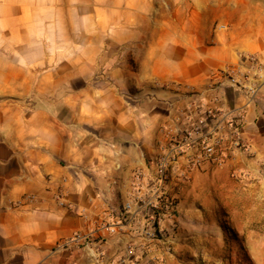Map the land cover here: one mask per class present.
I'll use <instances>...</instances> for the list:
<instances>
[{"label": "crops", "instance_id": "crops-1", "mask_svg": "<svg viewBox=\"0 0 264 264\" xmlns=\"http://www.w3.org/2000/svg\"><path fill=\"white\" fill-rule=\"evenodd\" d=\"M80 1L73 38L71 0H0V264H94L93 251L56 249L75 233L110 255L139 241L143 211L120 214L133 175L191 127V105L221 112L209 125L223 136L240 115L247 151L226 139L224 162L185 180L173 166L169 194L185 206L207 180L262 210L264 83L251 92L218 73L245 72L247 56L264 69V0ZM114 223L119 234L99 230Z\"/></svg>", "mask_w": 264, "mask_h": 264}, {"label": "built area", "instance_id": "built-area-1", "mask_svg": "<svg viewBox=\"0 0 264 264\" xmlns=\"http://www.w3.org/2000/svg\"><path fill=\"white\" fill-rule=\"evenodd\" d=\"M249 67L245 72L232 69L222 70L218 77L224 79L232 87H240L254 91L257 82L264 83V69L253 56L244 57ZM190 109L196 115L195 122L179 139H169V145L165 147L154 166L146 171H136L133 175L134 184L139 190L133 201L125 203L120 214L126 223L134 220V206L143 211L142 224L134 230L139 241H130L123 245L117 253L110 255L104 248V241L100 236L75 233L56 249H70L71 252L83 250L93 251L94 264H161L165 257L171 255L173 242L162 233V225L166 221H172V215L176 212V198L168 192V184L172 180L173 166L183 163L184 169L179 173V179L185 180L187 173L203 162H213L221 165L225 160L224 144L229 140L230 150L238 153L247 151L243 144L239 129L242 118L235 114L228 117L225 122L227 135H221L217 128L209 125L218 120L221 112L213 108H203L191 105ZM196 150L198 155L188 156V152ZM152 178L151 181H147ZM101 224L99 230L106 231L110 235L119 234L122 225ZM71 264H77L72 261Z\"/></svg>", "mask_w": 264, "mask_h": 264}, {"label": "rangeland", "instance_id": "rangeland-1", "mask_svg": "<svg viewBox=\"0 0 264 264\" xmlns=\"http://www.w3.org/2000/svg\"><path fill=\"white\" fill-rule=\"evenodd\" d=\"M87 2L90 7L95 1ZM80 5V0H71L73 38ZM209 184L201 182L185 206L176 200L173 220L162 225V233L173 242L172 253L161 264H264V208L247 212L240 194L225 190L223 183L211 192Z\"/></svg>", "mask_w": 264, "mask_h": 264}]
</instances>
